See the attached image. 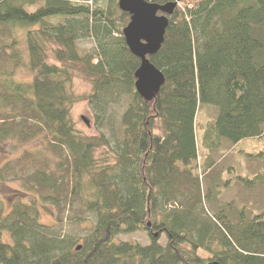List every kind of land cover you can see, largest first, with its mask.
Returning a JSON list of instances; mask_svg holds the SVG:
<instances>
[{"label":"trees","instance_id":"trees-1","mask_svg":"<svg viewBox=\"0 0 264 264\" xmlns=\"http://www.w3.org/2000/svg\"><path fill=\"white\" fill-rule=\"evenodd\" d=\"M144 1L176 2L146 57L164 79L149 99L118 0H0V146H21L0 182L23 187L9 206L0 191V264H264V211L217 205L231 180L253 179L229 166L232 178L204 192L198 174L218 177L224 142H264V0ZM74 79L90 93L74 97ZM79 101L95 136L74 128ZM204 106L216 108L207 121ZM38 204L54 208L53 225ZM138 232L146 245L118 238Z\"/></svg>","mask_w":264,"mask_h":264},{"label":"rangeland","instance_id":"rangeland-1","mask_svg":"<svg viewBox=\"0 0 264 264\" xmlns=\"http://www.w3.org/2000/svg\"><path fill=\"white\" fill-rule=\"evenodd\" d=\"M30 10H33L30 8ZM12 38V37H10ZM18 48H23L25 50L24 41H20L17 43ZM9 51L7 55H9ZM5 62L4 65H6ZM14 76L18 80H27L30 78L28 71L25 68L16 69ZM91 91V86L88 82L82 79H74L70 85V92L74 97H81L83 95L89 94ZM216 109V108H215ZM215 109L211 106H204L203 108H199L198 117L200 120L207 121V119L213 118L215 115ZM70 116L72 122L74 123V128L82 133L84 136H95L97 135V130L94 125V119L88 109V105L86 101H79L71 106ZM87 121V124L85 121ZM15 143H6L0 146V167L7 161L11 160L15 154L17 155L18 147ZM40 144L38 141L33 143H29L23 145L22 149L24 150H34V148L39 147ZM222 149L229 150L226 156L215 155L217 161L219 162L218 167L221 172L218 177L214 175H209L208 177L202 173L203 169H201L198 174L200 177L201 186H203V191L205 192L206 186L212 187V185L218 184L219 182L224 184L229 179H231V175L224 173L226 168L229 166L233 167V171L235 174L243 175L248 179H253L251 183L246 185L239 184L237 180H231L229 186L223 189H220V196L217 205H226L231 203L234 206H243L245 205L249 210L255 213H262L264 211V183L260 184V181L264 182V155H260L264 153V142L260 140H247L242 141L238 145L235 146V152L232 151V148L227 143H223ZM228 152V151H227ZM97 153V152H96ZM101 155L98 152L97 157ZM223 157V158H222ZM218 171V170H217ZM17 173V172H15ZM259 183V184H258ZM255 185V186H254ZM22 183L20 181H14L12 178L0 182V191L2 193V200L5 202L7 199L6 195H14L17 190H21ZM32 198L27 197L25 201H30ZM12 199H9L6 204H8ZM39 206V204H38ZM39 209V220L40 223L45 225H53L55 219L57 218V214L54 213V208L51 205H41L38 207ZM66 216V215H65ZM76 229L78 227H75ZM55 230L59 229V226L54 228ZM82 234L87 230L82 229ZM61 233L71 232V225L63 224L60 230ZM120 240L130 241L134 243H139L141 245H146L148 243V237L145 232H138L131 235L118 236ZM163 244V238L160 240Z\"/></svg>","mask_w":264,"mask_h":264},{"label":"water","instance_id":"water-1","mask_svg":"<svg viewBox=\"0 0 264 264\" xmlns=\"http://www.w3.org/2000/svg\"><path fill=\"white\" fill-rule=\"evenodd\" d=\"M175 5L176 2L161 6L144 0H118L119 9L130 15L122 35L129 52L140 59L136 87L146 99L157 92L164 81L161 72L146 57L159 50L168 25L166 16L171 14ZM158 12L162 14L158 15Z\"/></svg>","mask_w":264,"mask_h":264}]
</instances>
